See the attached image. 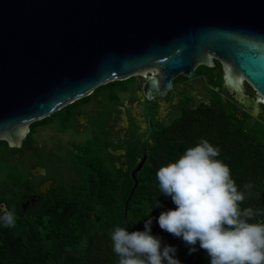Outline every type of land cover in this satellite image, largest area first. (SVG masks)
Segmentation results:
<instances>
[{
    "label": "water",
    "instance_id": "95a60500",
    "mask_svg": "<svg viewBox=\"0 0 264 264\" xmlns=\"http://www.w3.org/2000/svg\"><path fill=\"white\" fill-rule=\"evenodd\" d=\"M214 60L259 107L244 88L264 100V0H0V141L19 147L33 122L135 75L146 100L165 98ZM146 161L145 146L130 197Z\"/></svg>",
    "mask_w": 264,
    "mask_h": 264
},
{
    "label": "trees",
    "instance_id": "16d2710c",
    "mask_svg": "<svg viewBox=\"0 0 264 264\" xmlns=\"http://www.w3.org/2000/svg\"><path fill=\"white\" fill-rule=\"evenodd\" d=\"M209 69L212 88L221 89L230 98L224 99L222 92L213 89L209 102L185 106L183 115L172 124L154 120L147 141V161L136 175L139 185L131 197L134 186L131 170L143 157L145 144L141 137L129 139L126 147L105 142L98 136L79 144L73 143L74 149L69 151L68 157L61 159L69 160L73 168H81L82 176L77 181L57 180L52 197L40 201L33 216L19 217L16 212L14 228L0 223V264H118L110 234L116 227L127 228L129 232L144 231L148 219H152L151 234L161 237L164 244L175 246L181 264H210L207 252L199 244L196 245L197 251L189 255L190 246L162 230L157 223L162 212L175 209L176 205L160 192L156 173L161 167L178 160L189 147L206 139L220 149L221 155L217 159L230 167L239 190L243 191V185L247 183L252 184L251 195L241 207L264 212V105L258 116L241 108V102L231 95L230 90L224 91L223 72L214 75L213 68ZM196 72L202 75L199 68ZM134 79L133 76L111 82L99 87L94 95L106 89V98L118 102L117 91L126 92ZM187 80V76L181 75L177 84ZM249 89L255 92L250 85ZM91 97L33 122L32 132L39 125L50 123L67 112L63 123L66 131L77 114L76 108L89 102ZM191 99L192 95L186 96L187 101L191 102ZM33 143L29 136V148ZM6 144L0 141V149ZM110 148L126 151L127 161L123 166L115 164L120 158L112 154ZM106 161L111 162L110 167L106 166ZM27 182L26 178L13 177L2 181V190L5 191L8 185L23 189ZM3 191L0 203L7 202V194ZM157 200L160 207L155 206ZM250 222H264V216Z\"/></svg>",
    "mask_w": 264,
    "mask_h": 264
},
{
    "label": "clouds",
    "instance_id": "9594fccd",
    "mask_svg": "<svg viewBox=\"0 0 264 264\" xmlns=\"http://www.w3.org/2000/svg\"><path fill=\"white\" fill-rule=\"evenodd\" d=\"M226 83L239 86L230 76ZM220 155L217 146L201 139L157 171L160 192L176 205L162 212L157 223L190 246L189 255L199 244L210 264H264V222H250L264 212L241 207L253 186L247 183L239 190L230 167L217 159ZM155 206H161L158 200ZM16 221L14 209L0 207L4 227L14 228ZM151 225L152 219H148L144 231L129 232L123 227L112 231L118 264H181L177 248L152 235Z\"/></svg>",
    "mask_w": 264,
    "mask_h": 264
},
{
    "label": "flooded vegetation",
    "instance_id": "af4514ba",
    "mask_svg": "<svg viewBox=\"0 0 264 264\" xmlns=\"http://www.w3.org/2000/svg\"><path fill=\"white\" fill-rule=\"evenodd\" d=\"M213 62L214 65L213 67L210 68H213V71L214 70L216 71L217 63H219L221 66L220 71L223 72V65L217 60H214ZM223 76H224V72H223ZM201 78L202 79L206 78L207 81H209L207 75L202 76ZM191 84L192 83L188 81L184 82L181 85L179 84L176 85L175 83V88L171 93L176 91L177 93H179L178 94L180 97L179 103L184 94L190 95L189 91ZM208 87H212V85L209 82H208ZM215 89L219 93L222 92V90L219 88H215ZM244 89L246 93L249 92L248 83H247V87ZM229 90H227V92H229ZM221 95L224 99L230 98L229 96H227L226 93L222 92ZM231 95H233V97L236 98V94L231 93ZM246 95L250 96L249 94ZM92 96H94V100H92L91 98L89 102L83 103L76 108L77 114L74 116V119L70 125V128H73L74 130V134L77 135L78 137H80L81 133L83 134L89 133V138L87 140L92 139L95 136H98L105 142H115L118 145H124V147H126V143L129 141V139L131 138L139 139L140 138L139 134L144 133V137L142 139L145 144L144 147L145 146L147 147V141L148 139H150L152 132V129L149 128L148 123L150 122L153 128L154 120H159L163 122L165 118V116H163L162 114L164 105L161 103L160 98H156L155 100L149 102L142 95L143 96L142 118H139L135 116L136 114L135 111H132L134 107L133 105L132 106H129L127 104L120 105L119 104L120 100L118 102L110 101L106 97L103 98L102 95H92ZM92 101L99 102V105H97L99 112L104 108L103 105L106 104L107 102L113 103L114 107L112 108V111L108 113V115L104 116L100 120V118H95L97 115L94 114L91 115L90 113L86 112L87 106L91 104ZM191 102L184 100L183 102H181L182 105H184L182 107L191 105L192 104ZM176 104L178 105V103ZM67 114L69 113L65 112L60 117L61 118L60 122L62 125L65 122V118ZM141 120L144 121V124L142 125L140 124ZM36 131L33 133L30 125L29 132L27 133L21 146L11 147L7 143L4 148L0 149V164L3 163L4 160H10V162L22 164L25 161L26 157L28 156L31 157L32 159V162L29 163L28 175L26 177V180L28 182L26 185H24L23 189L17 188L16 186L13 185H8L5 188V191L2 190V181L12 180L14 177L12 172L7 174L5 178H2L0 180V193H2L1 191H3L7 194L6 197L7 202H1L0 207L6 206L9 210L14 209L15 213L18 211L19 217H24L25 215H27L28 217L33 216V213L35 212V210H37L36 209L37 204L42 200L52 197L55 186L58 184L57 180L65 179L66 181H68V179L70 178H75L73 180L77 181L80 179V177L83 174V170L81 168L79 169L73 168L72 163L69 160L63 161L61 159V156L58 159V157L55 155V153L57 154V150L55 147L37 145L35 139L33 138V135L36 133ZM65 133L66 132L61 131V134H65ZM29 136H31V138L34 141L31 148H29L28 146ZM146 139L147 141L145 142ZM26 141L27 143H25ZM81 142L84 141L74 142V140L69 139V141L67 142L68 143L67 147L64 146L66 154L63 153L61 154L65 155V158L68 157L69 151L74 149L73 143L79 144ZM112 151L113 150H111L110 148L111 153ZM114 151L122 152L120 155H116V154L114 155L120 158V160H117L115 164L118 167L123 166L127 161L126 151L123 148ZM54 164H55L54 166L55 171L53 169ZM105 164L108 167L111 166L110 161H106ZM64 166H68L72 171H75L76 176L64 178L63 177L64 175L61 174V172H63Z\"/></svg>",
    "mask_w": 264,
    "mask_h": 264
},
{
    "label": "rangeland",
    "instance_id": "374dc122",
    "mask_svg": "<svg viewBox=\"0 0 264 264\" xmlns=\"http://www.w3.org/2000/svg\"><path fill=\"white\" fill-rule=\"evenodd\" d=\"M204 66V65H201ZM199 66V70L202 72V75H197L198 73L195 72L194 77L189 78V80H187L188 82H191V87H190V95H192V104L191 105H198L200 103L203 102H209L212 97H213V88L212 87H208V82L207 79H202V76H206L208 75L209 72V68L210 67H201ZM213 71V70H212ZM215 71V70H214ZM214 75H217L220 73V64L217 63V70L214 72ZM153 74V72H146V77ZM209 77V75L207 76ZM134 82L130 85L129 89L126 92H118L117 91V96L119 97L120 100V105L123 104H127L129 106H134L132 111H135V116L142 118V110H143V96H142V87L143 84L145 82V76L144 75H135L134 76ZM176 85H177V79L175 81ZM183 84V82H180L179 85ZM245 87H247V83H245ZM229 90V86H227V84L225 83V77H224V91ZM106 89H104L102 91V93H100L99 95H102L103 98L106 97ZM215 91H217L215 89ZM246 93V92H245ZM179 93L173 92L171 94H169V96L165 97V98H160L161 103L164 105L162 114L163 116H165L163 122L165 124H172L174 121H176L178 118H180L183 113H184V105H182L181 102H183L184 100H186V96L187 94H184L183 97L180 100L179 103ZM246 94H249L252 98L255 99V101H258L259 107L257 108H253L250 109L251 111H253V113L258 116V114L260 113V109L261 106L264 105V100L262 98H260V96H258V94H256L255 92H253L251 89H249V92H247ZM92 100H94V96L91 97ZM178 103V105L176 104ZM97 105H99V102H93L91 104H89L86 108V112L90 113L91 115H97L95 118H100V120L108 115V113L110 111H112V108L114 107L113 103H109L107 102L106 104H104V108L99 112ZM243 109H245L244 107H241ZM247 110V109H246ZM56 117L53 121H51L48 124H44V125H39L37 128L36 133L33 135V138L35 139V142L37 145H41V146H48V147H55L57 150V154L55 153V155L58 157H65L66 151H65V147H67V142L69 141V139L74 140V142H79V141H85L89 138V133L87 134H83L81 133L80 137H78L77 135L74 134V130L73 128H67L66 131L63 130L64 126L61 124L60 118ZM140 124H144V121L141 120ZM62 132H66L65 134H61ZM139 136L141 138L144 137V133L139 134ZM63 146V147H61ZM65 146V147H64ZM32 162L31 157H26L25 161L22 164L19 163H15V162H10V160H4L3 163L0 164V180L2 178H5V176L7 174H9L10 172H12L13 176L15 178H26L28 175V166L29 163ZM58 165V164H56ZM55 164L53 165V169L55 171ZM66 173V174H65ZM62 175H64V178L67 177H75L76 173L75 171H72L68 166H64L63 167V172H61ZM75 178H70L68 180H73Z\"/></svg>",
    "mask_w": 264,
    "mask_h": 264
}]
</instances>
